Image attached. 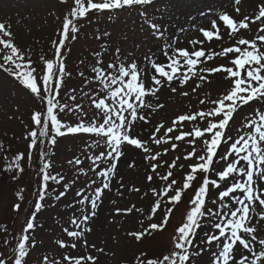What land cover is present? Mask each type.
<instances>
[{
    "label": "rangeland",
    "instance_id": "1",
    "mask_svg": "<svg viewBox=\"0 0 264 264\" xmlns=\"http://www.w3.org/2000/svg\"><path fill=\"white\" fill-rule=\"evenodd\" d=\"M186 1L0 0V264H206V7L168 9Z\"/></svg>",
    "mask_w": 264,
    "mask_h": 264
},
{
    "label": "bare ground",
    "instance_id": "2",
    "mask_svg": "<svg viewBox=\"0 0 264 264\" xmlns=\"http://www.w3.org/2000/svg\"><path fill=\"white\" fill-rule=\"evenodd\" d=\"M170 6H171V8H168V9L169 10L171 9V11H172V9L173 10L174 9H178V10L181 11L182 14H184V13H188L189 14L190 13L192 15V14L196 13V11L199 8L206 7V0H188V1L184 2V3H175L174 2V4L171 3ZM194 23H206V16H204V17H198V16L195 17ZM194 23L192 25H194ZM185 26H187V25H185ZM190 26L191 25H188L189 28H190ZM173 32H175V31L170 30V33H173ZM183 33H184L185 37H188L190 34L192 35L193 32H188V30H187V31H185ZM181 37L182 36H180V39H181ZM185 39L186 38L183 39L184 42H185ZM167 44H168L169 52H171L172 51L171 47H170L171 45L169 43H167ZM143 70H144L146 76L152 74L150 69L146 65H143ZM128 155H127V157L128 158L130 157V159H132L133 154L129 153ZM120 173H122V170L120 171ZM110 182H111V186H112V183H114V180H112ZM203 261H205V260H202V262Z\"/></svg>",
    "mask_w": 264,
    "mask_h": 264
}]
</instances>
